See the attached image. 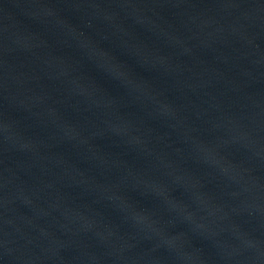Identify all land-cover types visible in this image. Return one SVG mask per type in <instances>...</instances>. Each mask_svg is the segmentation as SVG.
I'll use <instances>...</instances> for the list:
<instances>
[{
	"label": "water",
	"instance_id": "1",
	"mask_svg": "<svg viewBox=\"0 0 264 264\" xmlns=\"http://www.w3.org/2000/svg\"><path fill=\"white\" fill-rule=\"evenodd\" d=\"M0 264H264V0H0Z\"/></svg>",
	"mask_w": 264,
	"mask_h": 264
}]
</instances>
